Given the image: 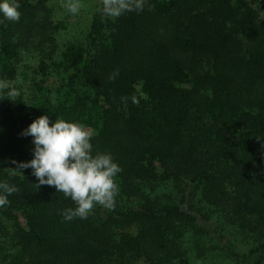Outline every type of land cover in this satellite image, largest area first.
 I'll return each instance as SVG.
<instances>
[{
  "label": "trees",
  "instance_id": "16d2710c",
  "mask_svg": "<svg viewBox=\"0 0 264 264\" xmlns=\"http://www.w3.org/2000/svg\"><path fill=\"white\" fill-rule=\"evenodd\" d=\"M54 1L19 0L20 20L0 23V78L20 91L0 100V182L18 189L0 207V264H175L186 236L224 239L219 218L264 264L263 0H146L118 18L99 0L83 37L59 46ZM45 114L112 153L114 209L66 221L70 198L11 170L32 159L21 132Z\"/></svg>",
  "mask_w": 264,
  "mask_h": 264
},
{
  "label": "clouds",
  "instance_id": "9594fccd",
  "mask_svg": "<svg viewBox=\"0 0 264 264\" xmlns=\"http://www.w3.org/2000/svg\"><path fill=\"white\" fill-rule=\"evenodd\" d=\"M146 0H102L103 11L112 18L126 12L143 11ZM67 12L77 15L84 7L82 0H64ZM19 0H0V23L20 20ZM116 70L110 77L115 79ZM20 96L14 82L0 78V100H12ZM22 136L32 137L33 156L27 162L17 163L13 172L20 169L32 170L38 188L46 185L54 187L70 198L74 208L62 213L66 221L74 218L87 219L97 205L112 210L119 194L116 177L122 168L111 152L93 154L92 131L80 122L56 118L50 121L48 115H40L21 132ZM22 174V173H21ZM18 191L7 181L0 182V207L9 204L8 196Z\"/></svg>",
  "mask_w": 264,
  "mask_h": 264
},
{
  "label": "rangeland",
  "instance_id": "374dc122",
  "mask_svg": "<svg viewBox=\"0 0 264 264\" xmlns=\"http://www.w3.org/2000/svg\"><path fill=\"white\" fill-rule=\"evenodd\" d=\"M99 0H82L84 7L79 14L72 15L63 6L64 0H55L51 4V15L62 20L63 27L55 33L57 46L79 40L88 28L90 14ZM264 2V0H263ZM264 16V10L261 12ZM214 230L222 233L224 239L209 236H186L184 238L185 255L175 264H251L254 254L248 250L256 245L254 237L232 232L222 224V219L214 221ZM260 241L264 237H258ZM253 241V242H252Z\"/></svg>",
  "mask_w": 264,
  "mask_h": 264
}]
</instances>
